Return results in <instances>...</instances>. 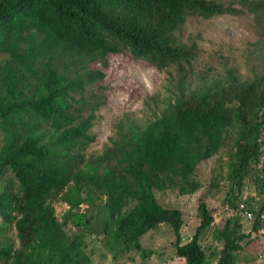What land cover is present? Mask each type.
<instances>
[{"label":"trees","instance_id":"16d2710c","mask_svg":"<svg viewBox=\"0 0 264 264\" xmlns=\"http://www.w3.org/2000/svg\"><path fill=\"white\" fill-rule=\"evenodd\" d=\"M241 3L263 20L259 71L240 78L225 67L189 81L196 49L178 34L187 16L239 10L213 0H0V179L9 172L17 183L15 192H0V218L18 241L0 244V264H88L85 239L93 233L119 239L120 255L144 257L151 251L141 239L163 224L183 264H208L210 254L215 264H233L250 237L240 195L252 188L257 197L242 202L251 232L264 214V174L255 167L264 143V0ZM124 50L158 70L173 68L174 79L162 100L150 98L145 120L120 122L110 144L87 156L100 103L84 92L104 78L109 55ZM218 155L235 215L216 226L221 247L208 254L200 237L214 222L209 205L198 204L199 223L182 243V212L162 207L155 192L194 194L202 188L197 167ZM57 201L67 207L60 220Z\"/></svg>","mask_w":264,"mask_h":264},{"label":"rangeland","instance_id":"374dc122","mask_svg":"<svg viewBox=\"0 0 264 264\" xmlns=\"http://www.w3.org/2000/svg\"><path fill=\"white\" fill-rule=\"evenodd\" d=\"M213 1L234 7L239 13L213 17L187 16L178 34L185 44L194 45L196 49V57L188 70L189 81H195L199 76L211 78L222 75L225 67L234 69L240 78H250L259 71L261 63L257 41L261 38L258 25L263 20L247 11L242 6V0ZM91 67L98 69L102 65L93 64ZM102 71L104 78L84 92V97L91 105L100 103L89 130L94 141L86 147L87 156L100 154L110 144L120 122L126 119L138 122L145 120L154 108L150 98L162 100L168 95L170 79H174L173 68L158 70L147 61L132 57L128 50L109 55ZM255 167L264 174V143L261 158ZM195 177L202 183V188L194 194L181 196L176 190H166L155 192V196L162 207L182 212V243L189 241L192 236L199 223L198 204L205 201L212 210L214 222L202 233L200 244L208 254L212 248L216 249L217 254L221 244L216 240V226L234 217L236 205L229 192L225 158L218 155L201 163ZM7 190H17V183L9 172H5L0 179V192ZM248 197L257 200L252 188L240 195L238 206ZM232 202L234 206H230ZM66 208L59 201L54 203L58 220ZM239 218L242 231L245 234L250 232V237L241 242L240 250L234 252L233 264H264V214L256 232H251L252 213L251 218L242 215ZM173 240L171 228L163 224L141 239L142 247L146 252L151 251L150 255L142 257L134 251L120 255L119 239L108 242L96 233L86 237L84 251L89 259L88 264H183L175 256ZM6 242H11L14 247L18 245L14 227L4 224L0 218V244ZM216 259V255L210 254L208 264H215Z\"/></svg>","mask_w":264,"mask_h":264},{"label":"built area","instance_id":"2783aa9c","mask_svg":"<svg viewBox=\"0 0 264 264\" xmlns=\"http://www.w3.org/2000/svg\"><path fill=\"white\" fill-rule=\"evenodd\" d=\"M240 215L245 216L247 218H251V213L244 210V205L242 203L239 204Z\"/></svg>","mask_w":264,"mask_h":264}]
</instances>
